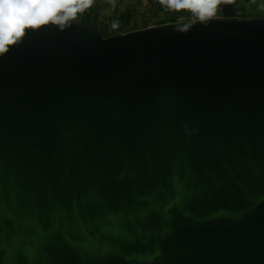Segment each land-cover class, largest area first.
<instances>
[{
    "label": "water",
    "instance_id": "95a60500",
    "mask_svg": "<svg viewBox=\"0 0 264 264\" xmlns=\"http://www.w3.org/2000/svg\"><path fill=\"white\" fill-rule=\"evenodd\" d=\"M63 18L0 52V264H264V16Z\"/></svg>",
    "mask_w": 264,
    "mask_h": 264
},
{
    "label": "rangeland",
    "instance_id": "374dc122",
    "mask_svg": "<svg viewBox=\"0 0 264 264\" xmlns=\"http://www.w3.org/2000/svg\"><path fill=\"white\" fill-rule=\"evenodd\" d=\"M186 0H91L86 6L79 0L75 3L64 4L54 14L57 18L83 17L87 20H95L100 28L102 37H107L109 33L120 32L126 27H139L148 24L158 23L170 19L184 20L191 17L219 16V6L230 2H253L258 6L257 10L263 12L264 0H216L211 10V15L202 13V9L208 7V0H194L193 6L188 5ZM180 2V4H175ZM198 5V6H197ZM75 9L71 15L68 14L69 7ZM125 11L130 12L131 18L128 26H122L117 21ZM199 17V18H200ZM198 18V17H196ZM114 19H117L116 21ZM5 24V19L0 21V25Z\"/></svg>",
    "mask_w": 264,
    "mask_h": 264
},
{
    "label": "snow or ice",
    "instance_id": "6c2138e0",
    "mask_svg": "<svg viewBox=\"0 0 264 264\" xmlns=\"http://www.w3.org/2000/svg\"><path fill=\"white\" fill-rule=\"evenodd\" d=\"M76 0H0V21H3L5 19L4 17V4H12L16 5L19 8H25L27 9V13L22 16V23H19L14 28H4L2 25H0V32L3 34L0 35V52L6 51L5 45L14 43V40L12 39V35L14 32L15 37H20L23 34V28L24 25H31L36 26L39 24L45 23L48 19L52 18L54 15V12L56 9H52L51 12H49L48 15L45 16H39L38 10L39 7L42 6H50V5H59L60 7H63L64 4L67 3H75ZM79 2L86 6L91 2V0H79ZM216 0H208V7L202 9V13H207L208 15H211L212 7L214 6ZM32 6V7H28ZM184 6H193L191 4L184 5ZM198 6V5H197ZM75 12V9H68V14L71 15ZM64 19V18H60Z\"/></svg>",
    "mask_w": 264,
    "mask_h": 264
},
{
    "label": "trees",
    "instance_id": "16d2710c",
    "mask_svg": "<svg viewBox=\"0 0 264 264\" xmlns=\"http://www.w3.org/2000/svg\"><path fill=\"white\" fill-rule=\"evenodd\" d=\"M176 5V4H174ZM59 5H50V6H42V7H39V10H38V15L39 16H45V15H48L49 12L52 11V9H56L54 14L59 10ZM72 6L69 7V9H71ZM258 6L255 5L253 2H237V3H234V2H230V3H223L219 6V16H226V17H238V18H247V17H258V16H264V7H263V12H259L257 10ZM27 13V9L25 8H20L17 12V14L12 18V23L8 26V27H15L17 26L19 23H22V16L24 14ZM130 12L129 11H125L124 13L121 14L120 18L117 20L119 21V23L122 25V26H128L130 24ZM66 17V16H65ZM196 17H200V16H195V17H191V18H196ZM57 17H55L53 15L52 18L50 19H56ZM81 19H84L83 17H81ZM87 20V19H85ZM93 21H95L93 19ZM167 22H173V21H176V19H170V20H166ZM161 23H165V21H160L158 22V24H161ZM4 28H8L6 27V25H2ZM140 27H146V25H143V26H139L138 28ZM136 29V27H126V29H123L121 30L120 32H114V33H109L107 36H110V35H114V34H119V33H122V32H126V31H130V30H134Z\"/></svg>",
    "mask_w": 264,
    "mask_h": 264
},
{
    "label": "clouds",
    "instance_id": "9594fccd",
    "mask_svg": "<svg viewBox=\"0 0 264 264\" xmlns=\"http://www.w3.org/2000/svg\"><path fill=\"white\" fill-rule=\"evenodd\" d=\"M28 7H32V6H28ZM3 9H4L5 25L6 27H8L12 23V18L17 14L20 8L16 5L4 4Z\"/></svg>",
    "mask_w": 264,
    "mask_h": 264
},
{
    "label": "built area",
    "instance_id": "2783aa9c",
    "mask_svg": "<svg viewBox=\"0 0 264 264\" xmlns=\"http://www.w3.org/2000/svg\"><path fill=\"white\" fill-rule=\"evenodd\" d=\"M185 2L188 4H191V5L194 4V0H186ZM175 4H180V2H175ZM114 20L116 21V19H114Z\"/></svg>",
    "mask_w": 264,
    "mask_h": 264
},
{
    "label": "crops",
    "instance_id": "0c3cea01",
    "mask_svg": "<svg viewBox=\"0 0 264 264\" xmlns=\"http://www.w3.org/2000/svg\"><path fill=\"white\" fill-rule=\"evenodd\" d=\"M81 18V17H80ZM177 21V20H176ZM96 22V21H95ZM167 21H165V23H166ZM156 24H158V23H154V24H148V25H146V26H151V25H156ZM140 28H143V27H140ZM136 29H139L138 27H136Z\"/></svg>",
    "mask_w": 264,
    "mask_h": 264
}]
</instances>
